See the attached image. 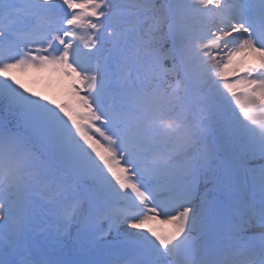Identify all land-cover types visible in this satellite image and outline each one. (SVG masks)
<instances>
[{
  "label": "snow or ice",
  "instance_id": "1",
  "mask_svg": "<svg viewBox=\"0 0 264 264\" xmlns=\"http://www.w3.org/2000/svg\"><path fill=\"white\" fill-rule=\"evenodd\" d=\"M0 264H264V0H0Z\"/></svg>",
  "mask_w": 264,
  "mask_h": 264
}]
</instances>
